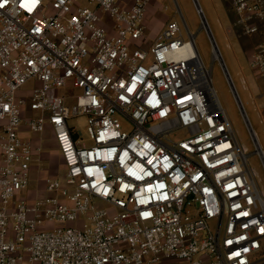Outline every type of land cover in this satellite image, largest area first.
<instances>
[{
    "label": "built area",
    "instance_id": "obj_1",
    "mask_svg": "<svg viewBox=\"0 0 264 264\" xmlns=\"http://www.w3.org/2000/svg\"><path fill=\"white\" fill-rule=\"evenodd\" d=\"M159 1L0 0V264H264V199L213 86L224 60L212 42L208 69L186 22L189 40L169 21L144 46ZM228 2L258 34L264 0ZM249 68L264 79V46ZM48 142L65 176L31 200Z\"/></svg>",
    "mask_w": 264,
    "mask_h": 264
},
{
    "label": "rangeland",
    "instance_id": "obj_2",
    "mask_svg": "<svg viewBox=\"0 0 264 264\" xmlns=\"http://www.w3.org/2000/svg\"><path fill=\"white\" fill-rule=\"evenodd\" d=\"M196 1L202 11L201 15L195 0H160L156 3L149 12L148 21H150V29L147 34L148 43L144 46L149 47L152 45L163 30L165 24L169 21L178 22L185 39L189 40L188 33L184 27V22H186L190 33L196 36V46L205 66L210 69L213 65V44L209 33L203 29L202 18H205L209 23L211 28L210 32L225 61L246 116H244L237 102L220 62H215L213 65V86L234 128L243 152L249 155V170L254 176L264 199V161L259 155L255 154L258 143L264 153V86L257 84L260 87L258 86L257 89L251 92L252 88L249 80L253 72L248 67L247 61L240 57L241 42L248 43L252 38L243 35L240 36V33H238L239 40L236 36H231L228 33V27L224 24L223 19V6L219 2L215 4L213 0ZM255 77L253 78L256 82L264 80L259 79L257 75ZM30 87H32V84L28 85L27 88ZM71 106L72 104H69V107ZM118 119L123 130H131L132 126L126 118L118 116ZM69 125L75 129L76 133H82L81 138L83 139V144L86 146L91 145V140L87 132L88 125L86 118H73L69 121ZM182 136V132L176 133L171 136V139L179 140ZM50 138V135L46 136L47 140H50ZM46 147L47 149L43 155L41 165H39V170L34 173L32 178L30 188L31 200L45 195L47 179L58 178L62 180L65 176L54 144L48 142ZM81 223L70 224L66 227L81 228Z\"/></svg>",
    "mask_w": 264,
    "mask_h": 264
},
{
    "label": "crops",
    "instance_id": "obj_3",
    "mask_svg": "<svg viewBox=\"0 0 264 264\" xmlns=\"http://www.w3.org/2000/svg\"><path fill=\"white\" fill-rule=\"evenodd\" d=\"M213 2L215 4H217L219 2L223 6L222 7L223 8L222 9L223 10V12H222L223 13V19H224V24L228 27V33L231 36H236L239 40H240V38L238 36V33H240V36L241 35L245 36L241 30V27H239L237 25V19H238L237 14H236L234 8L231 6V4L228 2V0H213ZM207 24L209 26V29L211 30L208 22H207ZM148 25H150V21H149ZM259 26H260V31L258 34L254 35V36H245V37H251L252 38V40L250 42L244 43L242 41L240 44V57L247 61L248 67H249V59H250V56L252 55V53L257 49V47L264 46V21L262 23H260ZM149 29H150V26H149ZM224 63H225V61H224ZM225 66H226V64H225ZM226 68H227V66H226ZM227 71H228V69H227ZM253 77H255L254 73H252V75L250 76V80H249L250 84H251V88H252L251 92L258 88L259 85H257V84H260V86H262V85L264 86V80L263 81L259 80V82H256ZM259 79H261V78H259Z\"/></svg>",
    "mask_w": 264,
    "mask_h": 264
},
{
    "label": "water",
    "instance_id": "obj_4",
    "mask_svg": "<svg viewBox=\"0 0 264 264\" xmlns=\"http://www.w3.org/2000/svg\"><path fill=\"white\" fill-rule=\"evenodd\" d=\"M195 3H196V5H197V7H198V10H199L200 7L198 6V3H197L196 0H195ZM183 20H184V19H183ZM203 22L206 23L205 18L203 19ZM206 25H207V23H206ZM207 32L209 33V36H210L211 41H212V42H215V41H214V38H213V36H212V34H211V32H210V29L208 28V25H207ZM224 71H225V73H226V76H227L228 82H229V84H230V86H231V89H232V91H233V93H234V95H235V97H236V99H237V102L239 103V106H240V108H241V110H242L244 116H246L245 111H244V108H243V106H242V104H241L240 98H239V96H238V93L236 92L235 86H234V84H233V81H232V79H231V77H230V75H229V73H228L226 67H224ZM246 119H247V117H246ZM249 127H250V130H251V132H252V129H251L250 124H249Z\"/></svg>",
    "mask_w": 264,
    "mask_h": 264
},
{
    "label": "bare ground",
    "instance_id": "obj_5",
    "mask_svg": "<svg viewBox=\"0 0 264 264\" xmlns=\"http://www.w3.org/2000/svg\"><path fill=\"white\" fill-rule=\"evenodd\" d=\"M199 12H200V14L202 13L201 9H199ZM205 25H206V24H205ZM218 55H219V58H221L219 53H218ZM258 145H259V150H261V153H260V154H261V156L263 157V154H264V153H263V151H262L261 146H260L259 143H258ZM259 152H260V151H259Z\"/></svg>",
    "mask_w": 264,
    "mask_h": 264
}]
</instances>
